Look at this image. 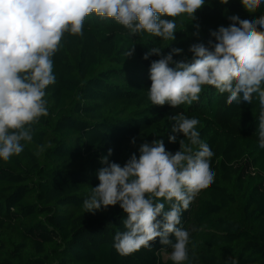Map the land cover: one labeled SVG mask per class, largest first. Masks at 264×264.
Segmentation results:
<instances>
[{"label":"trees","instance_id":"obj_1","mask_svg":"<svg viewBox=\"0 0 264 264\" xmlns=\"http://www.w3.org/2000/svg\"><path fill=\"white\" fill-rule=\"evenodd\" d=\"M254 19L240 0H206L192 21L175 18L174 41L147 33L133 35L114 19L90 14L83 34L65 33L53 59L56 83L48 86L49 115L32 125V141L7 162L0 158V264H174L172 247L159 238L151 250L120 256L113 247L124 231L123 210L86 213L83 201L99 181L100 157L123 165L144 142L163 139L166 150L170 117L196 118L200 139L213 151L214 182L182 212L179 227L189 231L184 264H264V148L258 144V97L226 103L227 93L202 86L198 101L177 108L154 106L148 99L153 47L184 50L174 60L191 58L188 48L207 43L209 30L227 27L229 16ZM172 19V18H169ZM199 24V37L194 36ZM134 46L131 57L126 53ZM132 138H135L133 144ZM187 143V140L185 141ZM165 210L170 206L165 204ZM174 242V237H171Z\"/></svg>","mask_w":264,"mask_h":264},{"label":"clouds","instance_id":"obj_2","mask_svg":"<svg viewBox=\"0 0 264 264\" xmlns=\"http://www.w3.org/2000/svg\"><path fill=\"white\" fill-rule=\"evenodd\" d=\"M206 0H0V158L7 162L24 150L22 142L32 141V125L49 115L48 86L56 83L52 57L65 33L82 35L84 20L95 13L114 19L133 35L147 33L164 41H174L175 18L195 13ZM228 4L229 0H219ZM244 10L254 14L264 0H240ZM172 18V19H169ZM231 23L209 30L207 43L189 46L191 58L174 60L184 50L173 47L164 54L153 47L143 59L155 54L149 68L151 85L148 99L154 106L177 108L198 101L202 86H213L227 93L226 103L260 105L258 144L264 148V15L241 19L234 14ZM199 24L194 36L199 37ZM134 46L126 53L131 57ZM173 122L168 140L179 150H166L163 139L144 142L139 155L133 153L123 164L112 162L108 154L100 157L99 183L91 187L83 201L86 213L95 214L119 205L126 215L124 231L117 232L113 247L120 256H129L161 245L171 246L170 259L184 264L189 259V231L179 227L182 212L203 189L214 182L209 145L200 139L196 118L183 114L170 117ZM187 140V143L185 142ZM135 144V138L131 141ZM165 204L170 210H165ZM171 237H174V242ZM226 264L228 262L226 261ZM230 264H238L232 259Z\"/></svg>","mask_w":264,"mask_h":264}]
</instances>
